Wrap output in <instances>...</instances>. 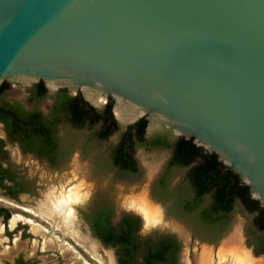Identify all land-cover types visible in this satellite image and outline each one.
<instances>
[{
	"label": "water",
	"instance_id": "obj_1",
	"mask_svg": "<svg viewBox=\"0 0 264 264\" xmlns=\"http://www.w3.org/2000/svg\"><path fill=\"white\" fill-rule=\"evenodd\" d=\"M6 79L121 98L264 208V0H0Z\"/></svg>",
	"mask_w": 264,
	"mask_h": 264
},
{
	"label": "rangeland",
	"instance_id": "obj_2",
	"mask_svg": "<svg viewBox=\"0 0 264 264\" xmlns=\"http://www.w3.org/2000/svg\"><path fill=\"white\" fill-rule=\"evenodd\" d=\"M26 83L24 79H18L16 83L4 80L0 84L5 85L0 103L20 102L28 109L38 107L47 113L52 99L46 98L41 105L30 102L28 89L31 85ZM58 89L49 88V92ZM72 95H80V92H72ZM94 106L101 109L99 104ZM115 109L114 105L116 115ZM116 118L118 122L120 119L117 115ZM128 127L123 128L118 123V129L106 140L100 141L96 136L102 130L100 124L82 129L63 125L59 130L60 135L71 139L76 148L67 168L61 172H55L39 160L22 154L16 145L7 144L13 167L34 183L31 193L19 197L20 203L10 202L0 195V206H8L15 215L27 218L31 225H39L42 229L41 233L35 234L32 226L28 225V232L30 229L34 233L28 238V255L39 264H43V259L47 264H120L118 256L124 254V250L115 244L104 246L92 236L90 229L89 208L95 203L106 202L115 211L112 217L115 230L124 217L135 216L129 210L133 209L132 206L143 214L138 211L142 220L134 235L138 245L136 260H140L159 237L171 235L182 247L180 264H264V253L257 254L249 244L251 239L261 235L255 223L256 214L244 211L239 202L235 203L228 217L227 229L218 235L203 232L193 217L172 210V199L163 197L158 186L170 157L169 152L148 151L142 140L134 138V157L139 173L134 175L113 167L111 153L117 145L124 143V133ZM0 137H4L1 126ZM88 143L92 144L90 151L84 149ZM188 172L189 168L173 169L168 178L171 187L186 186ZM63 190L69 191L61 192ZM49 196H55L67 206L73 205L80 224L77 228L76 218L73 217L77 237L69 234L59 220L50 221L34 210ZM211 199V196H207L204 206H208ZM24 209H28V212Z\"/></svg>",
	"mask_w": 264,
	"mask_h": 264
},
{
	"label": "flooded vegetation",
	"instance_id": "obj_3",
	"mask_svg": "<svg viewBox=\"0 0 264 264\" xmlns=\"http://www.w3.org/2000/svg\"><path fill=\"white\" fill-rule=\"evenodd\" d=\"M14 83H16V81ZM26 84H28V82ZM37 84H29L31 85L28 89L29 100L30 102L36 105H41L46 98L50 97L52 99V104L50 110L47 113L38 107L33 109H28L25 105H23L20 102H14L10 104L0 103V108L5 109V110H0V126L3 128V132H4V137H0V195L3 196L5 199L9 200L10 202L20 203L19 197L21 195H28V193H31V189L32 187H34L33 186L34 183L28 179L27 175L19 173L17 169L13 167V164L9 158V152L6 148L7 144L16 145L22 154L31 156L35 160H39L41 163L51 167V169L54 170L55 172H61L65 170V168H67L68 163L74 154L76 144L71 139L69 140L65 137H62L60 135L59 130L65 124L71 125L74 129H82L81 127L76 125L75 122L70 117H68L66 120L58 121L56 125H52L51 132L49 133V135H47L44 131L39 129L37 126H34L33 124L28 127V114L38 111L42 114V117L37 115V118L41 119L43 122H48V119L52 114L54 106L59 99V96L58 95L56 96L54 94L62 90L69 93V96L71 97L82 98L89 106L98 110L94 105H92L86 100L81 90L79 91L80 95H76V96H73L72 92L74 91L67 87L59 88L55 92L50 93L49 87L44 82L43 84L47 90V94L44 96V98L41 101H35L32 99L29 90L34 86H36ZM99 105H101L100 106L101 109L98 110L100 112L104 111L108 105H111L112 116L117 122L116 115L113 111V106L115 105V101L112 98L105 100L104 103H100ZM143 119L146 120L147 124L143 134L139 135L138 124ZM143 119H140L134 125H128L129 127L125 130L124 133V143L117 145L111 153L112 155L111 163L113 167L118 168L124 172L134 175L139 173L140 169L134 157V149H133L134 138H138L142 140L148 151L169 152L170 157L167 161L165 171L159 178L158 186L161 191V195L163 197L168 196L169 198L172 199V201L170 202L172 210L182 213V211L178 209L177 203H180L181 200L184 201L191 199L193 196H195V192L189 191L190 186L187 183V178L185 180L186 186L184 187L179 186L175 189L171 187L168 178L171 171L175 168L176 169L189 168V170L191 168V166L182 167L178 165H173L169 169L170 163L174 157V153L177 149L178 143L183 138L177 137L171 129H168L164 126L154 125L151 127L147 118H143ZM13 122H19L21 124H25L26 126L24 127L27 128V130L26 131H23L21 129L14 130L11 127V124H13ZM118 123L121 125L120 121H118L117 124ZM121 127L126 128L127 126L124 127L121 125ZM154 131H158V133H154ZM97 139L103 141L102 139L98 138V136ZM156 140H163L165 142L160 147H153L148 145V143L154 142ZM84 149L86 151L92 150V144L90 143L85 144ZM116 151L120 152V156L123 157V160L119 161L120 162L119 164L115 163L117 161L116 154H114ZM128 162L132 166L137 167V172L133 173L128 168H126L125 164ZM197 163L198 161L194 162V164ZM163 181H165L164 184H162ZM69 190H65V191H69ZM65 191L63 190L61 192H65ZM204 201L202 203V206L196 209L195 213H199L200 211H203L205 208L208 207V206H204ZM73 204L77 205L75 203ZM99 205H103L101 208L99 207L100 210L98 208ZM132 208L133 209H129V210L130 211L132 210L133 212L132 214H134L135 216L124 217L120 225L118 226V229L115 230L114 224L112 223V217L115 215L114 209L111 206L107 205L106 202L95 203L88 210L90 212L88 215L90 217L89 224H90V229L92 231V236L95 239L99 240L100 243L103 244L104 246H110L114 243V242L108 243L106 242L105 239L98 236L95 226V220H98L99 217H101L102 226L104 228L108 230L113 229L115 231L114 232L115 238H119L122 227H124L126 220L129 221L131 224H133L138 230V228H140L141 226L140 219L142 220V218L141 216H139L140 211L137 210L136 207L132 206ZM24 210L28 212V209H24ZM34 210L38 212L40 216L42 215L50 221L59 220L60 224H62V227L69 234L71 235L75 234V236L77 237L78 234L75 233L74 220H73V217H75L76 212L73 205L71 206L70 204L67 206V203L59 202L55 196H51V197L49 196L47 197L46 202L40 203L39 205H37V207H35ZM134 210L137 212L139 211L138 215ZM108 211H112V216L106 217ZM98 214L101 216L98 217L97 216ZM140 214L142 213L140 212ZM187 215L192 217L190 214ZM20 216L21 215L19 216L15 215L8 206H0V264H39L37 263L35 258H33L31 255H28V238H30L31 235H33L34 233L35 234L41 233L42 229L39 225L36 224L31 225L32 223L30 221L27 222L28 220L27 218ZM28 225L32 226L31 230L34 232L33 234L30 229L28 232ZM79 225L80 224L78 223L76 218L77 228H79ZM35 227L36 229H34ZM134 235L135 232L133 234V238L135 239ZM162 244L171 245L167 255H165L164 264H180L181 254H182V247L180 242H178V240L174 236L164 235L159 237V239L156 240L154 245L151 247L153 248L154 251H157L160 249ZM129 246L133 248L132 251L130 253H127L124 250V254L118 256L119 263L145 264L146 259L148 258L147 255L148 249L146 250V253L141 257L140 260H136V250L138 247L134 244H131ZM42 263L47 264L46 259H43Z\"/></svg>",
	"mask_w": 264,
	"mask_h": 264
},
{
	"label": "trees",
	"instance_id": "obj_4",
	"mask_svg": "<svg viewBox=\"0 0 264 264\" xmlns=\"http://www.w3.org/2000/svg\"><path fill=\"white\" fill-rule=\"evenodd\" d=\"M4 90L5 85H0V95ZM29 92L35 101H41L47 94L43 82L38 83ZM54 95H58L59 99L54 106L48 122H43L37 118V115L42 117L40 112H32L28 114V127L33 124L49 135L52 125H56L58 121L66 120L70 117L81 128H91L96 124H100L102 130L97 133V136L102 140H106L111 133L118 129V124L112 116L111 105H108L104 111L100 112L89 106L82 98L69 96V93L66 91L62 90ZM0 110L5 109L0 108ZM146 124L145 119L138 124L139 135L143 134ZM24 126L26 125L19 122L11 124L14 130L21 129L26 131L27 128ZM164 142L163 140H156L148 143V145L160 147ZM114 154H116L117 158L115 163L119 164V161L123 160V157L120 156V152L118 151ZM195 161H198V163L194 164ZM173 165L182 167L191 166L187 176V183L190 186L189 191L195 192V196L189 200H181L180 203H177V207L182 213L190 214L203 232L210 235H218L221 231L227 229L228 217L235 203L239 202L244 211L256 214L255 223L261 235L251 239L249 244L254 247V251L257 254L264 253V208L260 206L259 201L252 198L249 187L241 182L237 174L231 169H227L219 161L216 154L204 151L192 139L186 140L183 138L179 141L169 169ZM125 166L131 172H137V167L132 166L129 162ZM207 196H211V203L203 211L195 213L196 209L202 206ZM102 206L99 205L98 208ZM97 216L101 215L98 214ZM110 216H112V211L107 212L106 217ZM95 226L99 237H102L108 243L114 242L113 244L120 245L127 253H130L133 249L129 245L134 244L138 247L137 241L133 238V234L137 229L127 220L124 227H122L119 238L114 237L115 231L113 229L108 230L102 226L101 217L95 220ZM170 247V244H162L157 251L149 247L147 250L148 258L145 264H164L165 255H167Z\"/></svg>",
	"mask_w": 264,
	"mask_h": 264
},
{
	"label": "bare ground",
	"instance_id": "obj_5",
	"mask_svg": "<svg viewBox=\"0 0 264 264\" xmlns=\"http://www.w3.org/2000/svg\"><path fill=\"white\" fill-rule=\"evenodd\" d=\"M51 86V85H50ZM52 87V86H51ZM84 94L86 97L93 102L94 104H100L105 102V98L102 94H92L89 93L87 87L84 88ZM116 115L117 117L122 120V121H133L135 120L138 116H141L144 111L137 108L133 104H130L123 99L117 97L116 98ZM160 121H164L162 119H159ZM36 229V227L34 228ZM95 253V252H94Z\"/></svg>",
	"mask_w": 264,
	"mask_h": 264
}]
</instances>
